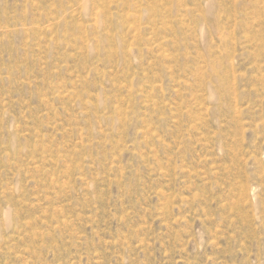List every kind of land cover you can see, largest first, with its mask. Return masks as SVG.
Instances as JSON below:
<instances>
[{
  "label": "rangeland",
  "instance_id": "374dc122",
  "mask_svg": "<svg viewBox=\"0 0 264 264\" xmlns=\"http://www.w3.org/2000/svg\"><path fill=\"white\" fill-rule=\"evenodd\" d=\"M0 264H264V0H0Z\"/></svg>",
  "mask_w": 264,
  "mask_h": 264
}]
</instances>
